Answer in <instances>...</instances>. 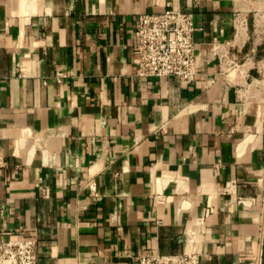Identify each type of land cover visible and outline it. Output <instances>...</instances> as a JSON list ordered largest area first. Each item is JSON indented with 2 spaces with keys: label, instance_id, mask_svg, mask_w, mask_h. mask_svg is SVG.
Instances as JSON below:
<instances>
[{
  "label": "crops",
  "instance_id": "1",
  "mask_svg": "<svg viewBox=\"0 0 264 264\" xmlns=\"http://www.w3.org/2000/svg\"><path fill=\"white\" fill-rule=\"evenodd\" d=\"M191 13L198 75L139 76L141 15ZM264 264V0H0V238L39 264Z\"/></svg>",
  "mask_w": 264,
  "mask_h": 264
},
{
  "label": "built area",
  "instance_id": "2",
  "mask_svg": "<svg viewBox=\"0 0 264 264\" xmlns=\"http://www.w3.org/2000/svg\"><path fill=\"white\" fill-rule=\"evenodd\" d=\"M195 32L194 17L188 12L171 9L141 15L137 21L135 46L139 76L174 77L182 85L194 83L199 69ZM194 236L191 231L188 233L190 246L195 244ZM193 248L179 255H141L137 264H200V256ZM0 264H39L37 240L0 238Z\"/></svg>",
  "mask_w": 264,
  "mask_h": 264
}]
</instances>
